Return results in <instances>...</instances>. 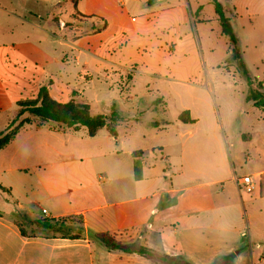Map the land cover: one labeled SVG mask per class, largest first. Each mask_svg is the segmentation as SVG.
Instances as JSON below:
<instances>
[{"label": "rangeland", "instance_id": "1", "mask_svg": "<svg viewBox=\"0 0 264 264\" xmlns=\"http://www.w3.org/2000/svg\"><path fill=\"white\" fill-rule=\"evenodd\" d=\"M122 1L115 6L125 18H132L126 28L107 23L116 16L107 11L116 13L114 0H90V11L102 12L107 18L106 29L93 35L97 24L72 16L68 0H0V137L9 134L25 119L29 123L19 131L44 126L45 130L54 132L53 136L35 139L33 143L47 142L50 147L68 154L69 160L85 167V177L95 168L109 166L107 159L98 158L106 147L119 153L116 158L121 164L128 163L130 152L136 156L144 153L143 168L148 182L155 190L166 191L171 185L178 187L173 170L183 163L181 147L216 145L209 127L210 121L215 119L224 128L218 138L227 147L229 166L234 165L236 176L252 174L255 151L249 126L251 119L257 113L262 116V112L246 104L245 80L238 63L229 60V41L221 34L213 6L208 5V0H188L189 8L176 6L162 18L155 10L177 5V0ZM83 2L81 0L78 7L81 13ZM195 2L204 6L202 11H195ZM234 31L240 39L241 57L251 76L264 78V46L256 49L258 56L252 55L246 32L238 25ZM108 63L127 70L110 67ZM36 76L43 83H32L34 87L29 86L27 91V80ZM47 78L53 80L50 94L57 102L72 101L76 106H86L90 115L107 117L114 105L120 117L115 126L116 136L108 132L109 120L104 128L90 133L84 127L41 125L28 113L16 117L18 104L36 99L40 87L48 92ZM68 90L74 91L65 98ZM59 93L63 94L61 99L57 96ZM190 118L197 121L186 122ZM166 156L169 158L165 159ZM118 165L116 163L115 167ZM122 170V173L126 170L123 165ZM188 170L186 166L184 171L188 173ZM125 182L128 184L127 180ZM215 191L217 188L211 190ZM239 193L240 208L249 212L243 240L245 246L255 252V235L264 233V216L254 213L261 202L247 200L245 196L252 195ZM176 194L184 198L189 192ZM231 194L236 195L233 188ZM154 199L146 205L156 208ZM180 203L181 207H187L186 201ZM130 205L136 209L148 208L143 202ZM13 219L24 236L53 235L42 231L36 226V220L22 213L14 214ZM75 219L73 222L77 221ZM242 264L249 263L243 261Z\"/></svg>", "mask_w": 264, "mask_h": 264}, {"label": "crops", "instance_id": "2", "mask_svg": "<svg viewBox=\"0 0 264 264\" xmlns=\"http://www.w3.org/2000/svg\"><path fill=\"white\" fill-rule=\"evenodd\" d=\"M121 1L114 0L113 11L118 10L115 4L121 5ZM209 1L208 5H211ZM217 1L222 5L239 44L235 25L246 32L253 49L252 55L258 56L256 49L264 46V0ZM179 2L177 0V5L155 11L165 18L176 6L189 8L188 0ZM194 7L195 11L200 12L204 6L195 2ZM82 11L80 13L85 16L107 19L102 12L90 11V0H84ZM107 11L116 15L112 22L107 21L108 25L126 28L131 24L132 18H125L123 12ZM216 19L218 21L217 16ZM108 64L127 70L126 67ZM131 71L145 75L140 71ZM76 77L80 78L78 73ZM257 80L264 84V78ZM47 81L49 96L54 98L50 94L53 80L47 78ZM35 82L36 85L43 83L38 76L31 78L27 80V91ZM34 89L37 91L38 88ZM73 91L68 90L65 98ZM62 95L59 93L57 96L61 99ZM246 104L256 112H262V116L257 113L249 126L254 135L252 147L255 163L253 173L243 175H250L256 188L251 197H245L261 202L260 208L254 213L264 216V111L255 108L251 102ZM190 120L192 122H186L197 121ZM31 127L22 128L0 150V187L5 188L0 189V264H155L135 253L106 248L100 241L89 237V234L101 233L115 235L117 240L125 244L136 242L190 264H213L224 259L229 264H242L243 261L264 264V233L255 235V252L245 246L243 240L249 212L240 208V193L235 182V177L240 176L234 173L233 164L229 166L227 147L218 138L220 132H224L222 123L218 125L215 119L209 123L216 145L181 147L183 163L173 170L178 187L171 185V189L166 191H157L148 182L146 169L143 168L146 159L144 153L135 157L130 152L128 163L121 164L116 158L119 153L114 148L106 147L107 150L100 152L98 158L101 161L107 159L109 166L95 168L89 177H85V167L73 159L69 160L68 154L57 147H50L47 142L43 145L33 143L35 139L53 136L54 132L45 130L44 126ZM248 139H252L251 136ZM159 153L161 155V151ZM116 163L119 164L117 167ZM135 164L141 167L139 180L133 177ZM122 165L126 169L124 173ZM186 166L188 173L184 171ZM122 179L127 180L128 184ZM130 181L134 182V191ZM142 182L145 184L142 185ZM230 187L236 195L231 194ZM214 188L219 193H212ZM181 192L189 194L180 198L176 193ZM154 198L156 208L147 206ZM181 200L186 201L187 207H181ZM133 202H143L148 208H133L130 205ZM19 213L31 220L81 217L85 235L78 239L59 235L44 238L24 236L13 219L14 214Z\"/></svg>", "mask_w": 264, "mask_h": 264}, {"label": "trees", "instance_id": "3", "mask_svg": "<svg viewBox=\"0 0 264 264\" xmlns=\"http://www.w3.org/2000/svg\"><path fill=\"white\" fill-rule=\"evenodd\" d=\"M70 4L71 15L79 17L84 21H93L97 24V28L92 33L98 34L106 29V21L98 16H85L78 11V0H68ZM209 3L213 6L214 13L218 18L221 27V34L229 41L230 61H236L241 70L242 76L247 86V93L245 96L246 102H251L253 106L259 110L264 111V84L256 78L252 77L247 66L245 65L239 48V42L235 36L229 19L225 16L222 5L217 0H210ZM56 24H60L55 20ZM18 111L16 117H20L24 113L33 116L39 124H58L67 128L84 127L90 133L105 127L106 121H110L108 132L111 136H116L115 126L116 122L120 119L116 112L114 105L111 106L109 117L105 115H90L86 106H76L69 101L67 103H60L49 97L47 89L40 87L38 90L37 98L29 100L25 103L17 105ZM187 112V111H184ZM180 120V119H179ZM181 121V120H180ZM188 122H192L189 120ZM29 120L25 119L10 131L9 134L0 137V150L6 147L16 136L19 129L28 124ZM153 125L158 126L157 123ZM10 127V126H9ZM139 152V151H136ZM141 152V151H140ZM141 155V154H139ZM136 157V155H133ZM138 156V155H137ZM133 177L135 180L140 179V165L135 164L133 168ZM76 218L74 221L72 219ZM68 217L62 219H38L35 224L42 231L50 232L53 235L57 234L62 238L78 239L84 234L83 223L80 217ZM71 219L70 221H68ZM22 234V233H21ZM92 238L100 241L106 248L117 249L124 253H135L143 258L153 261L156 264H190L183 260L170 257L165 254H160L148 247L139 245L136 242L129 241L122 243L115 238V235L109 233L90 234ZM227 259L217 261L213 264H229Z\"/></svg>", "mask_w": 264, "mask_h": 264}, {"label": "built area", "instance_id": "4", "mask_svg": "<svg viewBox=\"0 0 264 264\" xmlns=\"http://www.w3.org/2000/svg\"><path fill=\"white\" fill-rule=\"evenodd\" d=\"M235 182L237 184L239 192H244L251 195L255 191V182L250 175L235 177Z\"/></svg>", "mask_w": 264, "mask_h": 264}]
</instances>
